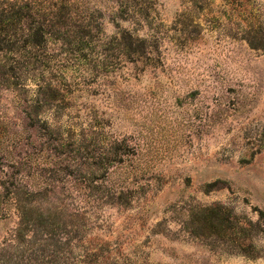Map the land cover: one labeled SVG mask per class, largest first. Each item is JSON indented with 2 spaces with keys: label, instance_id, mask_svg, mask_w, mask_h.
<instances>
[{
  "label": "rangeland",
  "instance_id": "1",
  "mask_svg": "<svg viewBox=\"0 0 264 264\" xmlns=\"http://www.w3.org/2000/svg\"><path fill=\"white\" fill-rule=\"evenodd\" d=\"M264 0H0V264H264Z\"/></svg>",
  "mask_w": 264,
  "mask_h": 264
},
{
  "label": "trees",
  "instance_id": "2",
  "mask_svg": "<svg viewBox=\"0 0 264 264\" xmlns=\"http://www.w3.org/2000/svg\"><path fill=\"white\" fill-rule=\"evenodd\" d=\"M253 39L254 40L252 41H247L248 46L254 50H260L264 52V33L255 32Z\"/></svg>",
  "mask_w": 264,
  "mask_h": 264
}]
</instances>
